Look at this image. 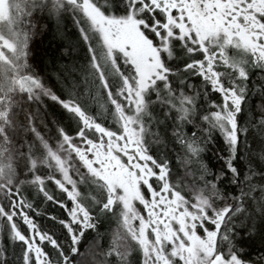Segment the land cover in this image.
Returning <instances> with one entry per match:
<instances>
[{
  "label": "snow or ice",
  "instance_id": "obj_1",
  "mask_svg": "<svg viewBox=\"0 0 264 264\" xmlns=\"http://www.w3.org/2000/svg\"><path fill=\"white\" fill-rule=\"evenodd\" d=\"M0 264H264V0H0Z\"/></svg>",
  "mask_w": 264,
  "mask_h": 264
},
{
  "label": "trees",
  "instance_id": "obj_2",
  "mask_svg": "<svg viewBox=\"0 0 264 264\" xmlns=\"http://www.w3.org/2000/svg\"><path fill=\"white\" fill-rule=\"evenodd\" d=\"M50 38H44L43 43L40 42L39 38L37 40L38 55L44 56L45 50L48 49V43Z\"/></svg>",
  "mask_w": 264,
  "mask_h": 264
}]
</instances>
